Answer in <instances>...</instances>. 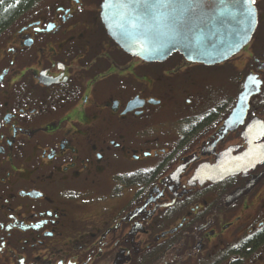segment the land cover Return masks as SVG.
<instances>
[{
	"label": "flooded vegetation",
	"instance_id": "obj_1",
	"mask_svg": "<svg viewBox=\"0 0 264 264\" xmlns=\"http://www.w3.org/2000/svg\"><path fill=\"white\" fill-rule=\"evenodd\" d=\"M101 1L0 0V264H264V0L213 63Z\"/></svg>",
	"mask_w": 264,
	"mask_h": 264
},
{
	"label": "water",
	"instance_id": "obj_2",
	"mask_svg": "<svg viewBox=\"0 0 264 264\" xmlns=\"http://www.w3.org/2000/svg\"><path fill=\"white\" fill-rule=\"evenodd\" d=\"M247 9L255 13L251 0H102L99 12L107 33L132 56L161 61L177 51L213 63L248 40L255 22Z\"/></svg>",
	"mask_w": 264,
	"mask_h": 264
},
{
	"label": "snow or ice",
	"instance_id": "obj_3",
	"mask_svg": "<svg viewBox=\"0 0 264 264\" xmlns=\"http://www.w3.org/2000/svg\"><path fill=\"white\" fill-rule=\"evenodd\" d=\"M252 3L255 2V0H251ZM247 16L250 19V22L254 23L255 22V13L252 9H247Z\"/></svg>",
	"mask_w": 264,
	"mask_h": 264
},
{
	"label": "trees",
	"instance_id": "obj_4",
	"mask_svg": "<svg viewBox=\"0 0 264 264\" xmlns=\"http://www.w3.org/2000/svg\"><path fill=\"white\" fill-rule=\"evenodd\" d=\"M175 53H178V52H175ZM178 54H180V53H178Z\"/></svg>",
	"mask_w": 264,
	"mask_h": 264
}]
</instances>
